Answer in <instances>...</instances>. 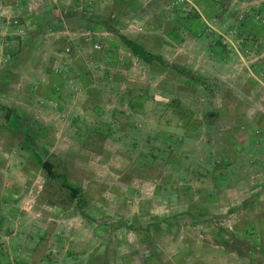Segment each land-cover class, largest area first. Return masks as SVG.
I'll return each mask as SVG.
<instances>
[{"label":"rangeland","instance_id":"374dc122","mask_svg":"<svg viewBox=\"0 0 264 264\" xmlns=\"http://www.w3.org/2000/svg\"><path fill=\"white\" fill-rule=\"evenodd\" d=\"M0 264H264V0H0Z\"/></svg>","mask_w":264,"mask_h":264},{"label":"trees","instance_id":"16d2710c","mask_svg":"<svg viewBox=\"0 0 264 264\" xmlns=\"http://www.w3.org/2000/svg\"><path fill=\"white\" fill-rule=\"evenodd\" d=\"M119 40L131 51L132 55L140 59L146 64H151L153 62L163 63V60L160 56L148 53L144 47L139 45L133 40H129L122 35H118ZM181 73V70H177ZM41 168L45 173V177L48 180H56L58 178H62L63 174H60L55 167V164L49 160H45L41 162ZM63 186L66 188L69 194V198L71 201H76L78 208H82L83 203L85 202L82 197V191L78 187H74L71 185H66L63 183ZM82 212V211H81ZM83 214V213H81Z\"/></svg>","mask_w":264,"mask_h":264}]
</instances>
